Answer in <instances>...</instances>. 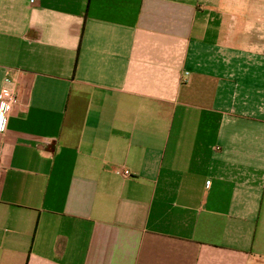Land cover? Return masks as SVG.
I'll use <instances>...</instances> for the list:
<instances>
[{"label": "crops", "instance_id": "obj_1", "mask_svg": "<svg viewBox=\"0 0 264 264\" xmlns=\"http://www.w3.org/2000/svg\"><path fill=\"white\" fill-rule=\"evenodd\" d=\"M247 2L0 0V264H264Z\"/></svg>", "mask_w": 264, "mask_h": 264}, {"label": "built area", "instance_id": "obj_2", "mask_svg": "<svg viewBox=\"0 0 264 264\" xmlns=\"http://www.w3.org/2000/svg\"><path fill=\"white\" fill-rule=\"evenodd\" d=\"M17 92L16 83L10 78H5L0 90V131L5 127L7 118L17 103ZM126 175L127 172H124V176Z\"/></svg>", "mask_w": 264, "mask_h": 264}, {"label": "rangeland", "instance_id": "obj_3", "mask_svg": "<svg viewBox=\"0 0 264 264\" xmlns=\"http://www.w3.org/2000/svg\"><path fill=\"white\" fill-rule=\"evenodd\" d=\"M248 2H247V4L248 5H251V4H253V2L255 1H257V3H258V5H261L262 7H263V21H264V0H247Z\"/></svg>", "mask_w": 264, "mask_h": 264}]
</instances>
